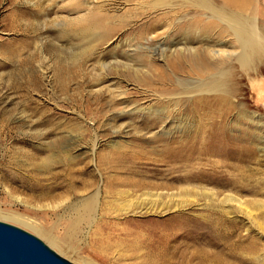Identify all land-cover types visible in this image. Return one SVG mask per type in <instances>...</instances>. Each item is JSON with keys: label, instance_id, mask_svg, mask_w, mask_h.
Returning a JSON list of instances; mask_svg holds the SVG:
<instances>
[{"label": "rangeland", "instance_id": "374dc122", "mask_svg": "<svg viewBox=\"0 0 264 264\" xmlns=\"http://www.w3.org/2000/svg\"><path fill=\"white\" fill-rule=\"evenodd\" d=\"M99 1L0 0V211L23 214L51 228L59 237L66 234L70 224L65 209L88 195L86 186L92 178L98 176L97 186H105L97 161L105 165L115 151L126 150L128 143L146 141L148 134L170 135L164 132L167 128H162L169 120L151 121L137 108L162 107L157 103L160 93L149 89L151 84L161 86L156 79L159 72L152 66L171 73L168 66L171 61L168 56L174 48L171 41L185 37V26L198 27L199 24L193 23L208 18L193 7H185L174 24L165 23L159 12L143 11L138 6L135 9L134 0H121L117 6L121 5L120 13H126L123 17L126 25L117 26L113 37L108 35V39L102 29L91 28L82 20ZM77 3L82 5L74 9ZM252 6V13L264 31V0H254ZM87 26L90 28L84 31ZM179 27L185 31L180 33ZM195 30L198 35L200 30ZM161 43L165 47L164 56L162 46H158ZM128 64L140 70L133 73ZM186 101L181 106L187 105ZM201 118H197V126L204 123ZM176 128L171 131L176 137L191 132L184 134ZM96 141L99 143L93 151ZM156 168L159 167L142 164L140 169L148 173L139 177L157 184L167 181L147 176L155 174ZM104 175H117L121 179L129 176L112 169ZM222 183L195 182L193 189L187 184H175L158 190L161 196L155 208L184 206L181 211L124 218L115 207L123 206L125 199L106 192L101 211H107L105 220L117 227L125 225L127 219L132 220V224L126 225L134 230H139L146 223L144 220L166 222L177 231L170 236L155 237L156 247H203L211 254L203 264H264V154L250 162L239 191ZM193 184L189 186L192 188ZM114 188L124 190L125 186L116 184ZM185 188L189 189L190 198L185 197ZM233 194L249 213L239 209L240 205L225 201L226 196ZM1 212V221L38 236L73 263L86 264L44 235L3 217ZM119 227L106 231L111 230L114 236L120 232ZM95 229L83 225L73 235L74 246L81 255L97 264L144 261L140 251L129 250L126 244L105 251L102 249L105 244L99 242L103 235L95 233Z\"/></svg>", "mask_w": 264, "mask_h": 264}, {"label": "bare ground", "instance_id": "6f19581e", "mask_svg": "<svg viewBox=\"0 0 264 264\" xmlns=\"http://www.w3.org/2000/svg\"><path fill=\"white\" fill-rule=\"evenodd\" d=\"M101 1L104 0H100L93 8L89 7L91 9L82 20L87 21L86 24L91 28L102 29L103 36L110 39L117 26L122 27L126 23L124 19L126 13H120L121 5L117 6L119 2L122 3L121 0ZM134 1L137 4L135 9L138 6L137 8L140 7L143 11L159 12L164 16L165 23L174 24L185 7H193L208 17L207 20L193 23L199 24L198 27L192 24V27L184 25L187 29L184 33L185 37L182 40L178 39L179 41L174 39L171 41L174 47L171 50L172 54L168 56L171 58L168 63L171 73L160 72L163 69L153 65L152 62L153 69L159 72L156 79L161 86L151 84L149 89H155L160 93L157 103L162 107L155 108L152 105L142 104L144 107L137 108L144 111L146 114L144 116L151 121H158L159 118L164 122L166 119L169 120L162 128H167L164 132L170 135L148 134L146 141L128 143L126 150L115 151L105 165L97 161L105 186H97L98 176L93 177L86 186V191L89 190L88 195L67 206L65 212L70 224L63 237H59L51 228H46L23 214L0 212L3 217L11 218L44 235L58 248L71 253L86 264L97 263L90 257L81 255L73 241V235L78 233L83 225L94 226L95 233L103 235L99 238V242L105 244L102 246L105 251L119 244H126L129 250H136V253L140 251L144 260L141 264H203L211 256L203 247H156L157 244L153 243L155 237L170 236L177 231L168 227L166 222L144 220L145 226L141 225L139 230H134L126 225L133 223L132 220L127 219L125 225L118 226L120 232L111 236V230H106L113 231L118 227L105 220L108 213L105 210L101 211L102 197L106 192L110 196L119 194L121 199H125L122 201L123 206L115 207L125 218L166 213L171 210L181 211L180 208L184 206L154 207L161 196L158 190L169 189L175 184L182 186L187 184L186 187L193 189L195 182L222 181L223 186L237 188L239 191L250 162L264 154V31L252 13L254 0H219V3L213 0ZM81 5L77 3L73 6L75 9ZM88 26L84 31L90 28ZM179 26L183 27V24ZM196 28L200 30L198 35L195 32ZM184 31L179 27L180 33ZM162 45L159 44V48ZM163 48L165 47L162 46V56H164ZM128 65L133 73L140 70V68L133 69L132 64ZM237 66H239L238 70ZM50 78L49 74L48 80ZM119 94L126 95L127 92ZM184 100H187V105L183 107L181 102ZM135 104L137 103H133ZM197 118H201L204 123L197 126L198 123L195 124ZM175 127L183 130L184 134L191 132L176 137L171 135ZM98 143L97 141L93 143V151L96 150ZM142 164L159 167L155 169L157 171L155 174L147 176H158L167 181L157 184L139 177L148 173L140 169ZM108 169L124 172L129 176L123 179L117 175L105 176L104 172ZM116 184H122L125 189L117 191L114 188ZM192 184L194 186L191 188L189 185ZM188 188H185L184 193H186L185 197L190 198L192 195L188 194ZM225 201L228 204H238L239 209L249 213L235 194L226 196ZM107 202L111 201L107 200ZM231 208L232 206H229L230 210ZM163 231L165 233L161 234ZM141 243L146 247H138L142 245ZM231 248L233 252L234 247Z\"/></svg>", "mask_w": 264, "mask_h": 264}, {"label": "water", "instance_id": "95a60500", "mask_svg": "<svg viewBox=\"0 0 264 264\" xmlns=\"http://www.w3.org/2000/svg\"><path fill=\"white\" fill-rule=\"evenodd\" d=\"M0 264H75L29 231L0 220Z\"/></svg>", "mask_w": 264, "mask_h": 264}]
</instances>
